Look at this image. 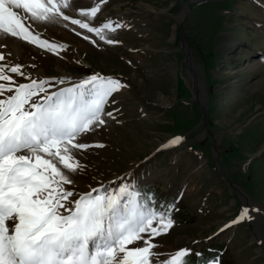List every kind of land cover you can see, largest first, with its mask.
Returning a JSON list of instances; mask_svg holds the SVG:
<instances>
[{
    "label": "rangeland",
    "instance_id": "obj_1",
    "mask_svg": "<svg viewBox=\"0 0 264 264\" xmlns=\"http://www.w3.org/2000/svg\"><path fill=\"white\" fill-rule=\"evenodd\" d=\"M100 2L70 0L65 13L80 18ZM109 20L127 25L105 33L113 45L67 22L34 23L67 46L59 55L0 39L10 59L35 65L25 67L35 77L99 73L127 85L105 108L116 119L81 137L105 147L76 153L86 167L69 174L75 190L134 183L157 210L176 202L174 227L156 238V251L190 248V264L217 255L220 264H264V0H107L91 23ZM176 136L180 145L158 151ZM245 206L260 211L214 235Z\"/></svg>",
    "mask_w": 264,
    "mask_h": 264
},
{
    "label": "snow or ice",
    "instance_id": "obj_2",
    "mask_svg": "<svg viewBox=\"0 0 264 264\" xmlns=\"http://www.w3.org/2000/svg\"><path fill=\"white\" fill-rule=\"evenodd\" d=\"M106 2L80 9V18H73L65 13L70 0H0V39L15 38L59 55L67 46L43 38L33 24L67 22L105 44H116L105 33L127 25L91 23ZM7 47L0 43V264H190V248L170 254L156 251V238L174 227L176 202L157 210L154 197L134 183L116 188L101 184L80 193L69 175L86 167L77 152L105 147L80 142L81 137L103 127L105 117L116 119L105 108L127 85L99 73L82 79L35 77L25 71L35 65L10 59ZM15 77L26 82L18 83ZM182 141L173 137L158 151ZM259 211L243 207L214 235L252 221V213ZM257 243L264 246V240ZM202 264H220V257Z\"/></svg>",
    "mask_w": 264,
    "mask_h": 264
},
{
    "label": "water",
    "instance_id": "obj_3",
    "mask_svg": "<svg viewBox=\"0 0 264 264\" xmlns=\"http://www.w3.org/2000/svg\"><path fill=\"white\" fill-rule=\"evenodd\" d=\"M198 2H199V1H198ZM182 6H183V8H184V16H183V17H185L186 13L188 12V8H187L186 3H184V2H182ZM181 23H182V22H181ZM178 35H179V37L181 36V34H180V29H179V31H178Z\"/></svg>",
    "mask_w": 264,
    "mask_h": 264
},
{
    "label": "bare ground",
    "instance_id": "obj_4",
    "mask_svg": "<svg viewBox=\"0 0 264 264\" xmlns=\"http://www.w3.org/2000/svg\"><path fill=\"white\" fill-rule=\"evenodd\" d=\"M95 38V37H94ZM96 39V38H95ZM12 49L15 51V52H18L19 51V48L17 47V45H14L12 47ZM189 70H192V67L189 65ZM191 78V77H190ZM197 90L199 92V87L197 86Z\"/></svg>",
    "mask_w": 264,
    "mask_h": 264
},
{
    "label": "trees",
    "instance_id": "obj_5",
    "mask_svg": "<svg viewBox=\"0 0 264 264\" xmlns=\"http://www.w3.org/2000/svg\"><path fill=\"white\" fill-rule=\"evenodd\" d=\"M143 190H148V188H146V189H143ZM150 190V189H149ZM145 194H147V193H145Z\"/></svg>",
    "mask_w": 264,
    "mask_h": 264
}]
</instances>
